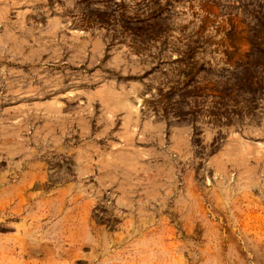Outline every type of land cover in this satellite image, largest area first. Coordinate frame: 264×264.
<instances>
[{
	"label": "rangeland",
	"instance_id": "1",
	"mask_svg": "<svg viewBox=\"0 0 264 264\" xmlns=\"http://www.w3.org/2000/svg\"><path fill=\"white\" fill-rule=\"evenodd\" d=\"M0 264H264V0H0Z\"/></svg>",
	"mask_w": 264,
	"mask_h": 264
},
{
	"label": "bare ground",
	"instance_id": "2",
	"mask_svg": "<svg viewBox=\"0 0 264 264\" xmlns=\"http://www.w3.org/2000/svg\"><path fill=\"white\" fill-rule=\"evenodd\" d=\"M122 99V98H121ZM123 101H124V99H123ZM123 104V103H122ZM125 105H126V103H125ZM124 107V106H123ZM129 108V107H128ZM25 176V175H24ZM3 184V183H2ZM10 190V189H9ZM5 192V191H4ZM4 192H2V193H4ZM19 227L21 228V230L23 231L24 230V227H23V224H21V225H19ZM53 239V238H52ZM20 241H22V238H20ZM76 256H78V255H76Z\"/></svg>",
	"mask_w": 264,
	"mask_h": 264
}]
</instances>
